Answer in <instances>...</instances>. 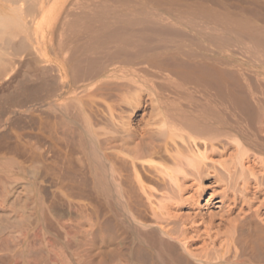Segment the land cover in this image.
I'll return each instance as SVG.
<instances>
[{
  "label": "bare ground",
  "instance_id": "bare-ground-1",
  "mask_svg": "<svg viewBox=\"0 0 264 264\" xmlns=\"http://www.w3.org/2000/svg\"><path fill=\"white\" fill-rule=\"evenodd\" d=\"M0 264H264V0H0Z\"/></svg>",
  "mask_w": 264,
  "mask_h": 264
}]
</instances>
